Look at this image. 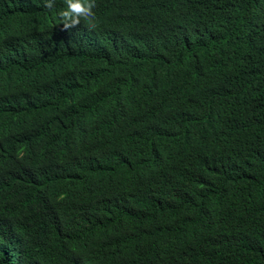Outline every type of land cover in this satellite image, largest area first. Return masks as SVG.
Here are the masks:
<instances>
[{"label":"trees","instance_id":"obj_1","mask_svg":"<svg viewBox=\"0 0 264 264\" xmlns=\"http://www.w3.org/2000/svg\"><path fill=\"white\" fill-rule=\"evenodd\" d=\"M0 0V264H264V0Z\"/></svg>","mask_w":264,"mask_h":264},{"label":"clouds","instance_id":"obj_2","mask_svg":"<svg viewBox=\"0 0 264 264\" xmlns=\"http://www.w3.org/2000/svg\"><path fill=\"white\" fill-rule=\"evenodd\" d=\"M66 10L58 13L62 18L63 29H72L80 24L83 18L90 27H95V14L92 9L95 7V0H65ZM45 7L53 9L52 0H47Z\"/></svg>","mask_w":264,"mask_h":264}]
</instances>
